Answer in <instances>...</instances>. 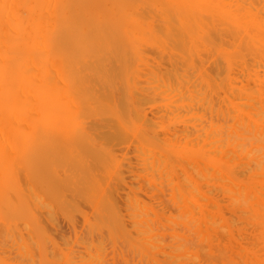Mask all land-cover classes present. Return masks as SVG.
Masks as SVG:
<instances>
[{
    "label": "bare ground",
    "instance_id": "6f19581e",
    "mask_svg": "<svg viewBox=\"0 0 264 264\" xmlns=\"http://www.w3.org/2000/svg\"><path fill=\"white\" fill-rule=\"evenodd\" d=\"M219 33L224 34V36L220 35L223 36L224 39L226 36L225 41L224 40L223 41L227 43V46H225L226 45L225 43L223 44L224 46L221 44V46L224 47V50L220 54L222 65L221 64L220 65L218 64V66L214 65L215 67L214 69L215 71H218L220 66L219 74L216 73V77H218L220 81L223 80L224 85H222L221 83L219 84L217 83L220 81H216L217 79L216 77H214L215 72L213 71V67H208L210 69L212 68V70L205 68V64H210V62L208 63V60L211 61L210 56L212 55V52H215L213 48L216 49L217 48L216 46L218 44H219L218 47L221 48L220 43L223 42L218 41L217 45H215V40L217 41L219 39L218 38ZM215 37H217V39H215ZM219 40H221V38ZM219 48H217L218 51L221 50ZM218 51L217 53L219 54ZM214 55H213V59L215 58ZM218 56H216V58ZM218 61L216 62L218 63ZM211 64L213 66V63ZM221 67L223 68L222 72H220ZM223 72L225 73V77ZM220 73H222L223 77ZM113 74L115 76L117 74L116 76L117 81L116 79H114L115 76L113 77ZM236 74L238 75L239 79L238 77H233V75ZM217 75H221V76H217ZM219 77H222L223 79L221 80V78ZM236 78L238 79V81H236ZM222 86H224L225 88H222ZM219 89H223L222 96L224 95L223 97H225L226 99L224 98L223 100L222 98H220L219 95H221V93L218 94L220 91ZM217 95L219 96L220 100L222 99L223 101L217 103L216 102V98L218 97ZM155 104L163 105L166 108L165 111H163L164 110L163 107L161 109L160 108L155 109V110L160 109L152 113V114L155 113L157 114V116L154 115L155 117H157V118L154 117L155 120L158 119L159 117L158 114H160V112L162 113V111L163 114L164 112L165 113L167 112L166 115L174 118L175 120L177 119L183 120L182 118L188 117L190 115V119L185 118L184 121H180L179 125H181V123L184 125V129L182 128L183 129L182 131L180 132L178 130L176 131L177 129L176 124L174 125L176 128H170V130L174 129L172 131L173 133L175 131L174 133L175 138L174 135L172 134H171L172 136L170 135L169 133L170 130L168 128L167 129L169 131L164 130L167 133L163 132L162 136L164 137L167 135V137H165L166 142L163 141V137L160 134L156 133L157 134L156 136L159 138L162 137V142L161 139L159 140V138L157 139L154 136H151L152 132L150 133L149 130L152 121L148 119L149 116H147L148 112L146 113L145 110H147V108L145 109V107L146 105H152L154 108V106L156 107ZM160 105L159 107H161ZM162 115H160V117ZM166 115L165 117H163V120L168 119ZM160 117L159 119L161 120L158 119V122L159 121L163 122L162 117L161 118ZM150 118L154 119L153 117ZM168 121H170V119ZM158 122L156 129L160 130V128H162V126H164L165 124L159 126L160 123L158 124ZM171 122L172 121H170V123ZM154 123H152V126L150 127L152 131L154 127H156L153 126ZM167 125H169V123L168 124L166 123V126ZM98 126L104 129H108L112 136L118 137L116 138L117 140H115L116 142L113 141L115 138L114 139L112 138L113 140L109 141L110 143L111 142L115 143V144L112 143L114 147H117L118 145L119 148V145H122L121 144L122 141L123 144H128L129 142L124 141V139L127 140L126 137L128 138V136H129L128 139H130V137H133L132 140L134 141L138 139L140 144L147 143V146L148 147L150 146V149L152 148L151 149L152 151L151 150L149 151L148 149L146 151V148H148L146 145H145L146 147L143 146V149L141 151L140 149L142 147L137 145L138 151L140 150V153L137 151L135 155L139 154L137 155L138 159L140 155L143 156L144 158L152 155L151 152H154L153 149L155 150V147L157 150L159 149L158 151L155 152L156 154H159L158 157L152 158V160H145L144 163L142 161V164L145 165V171H146V172L144 171V174L145 173L146 174L143 175L142 177L147 176L146 178L147 180L144 178V180L142 181L143 178H141V174L143 173L142 170H144L143 169L144 165L143 168L141 167L142 170H139L141 168H137V170H139L140 172L142 171V173L138 171L139 172L138 174H140V176L137 174L141 181V182L139 181L140 182L139 186L143 184V186L146 185L148 187L147 189H150V187L151 188L154 187L153 189L157 190L158 189L157 186L159 187L160 184L163 183L161 180L165 181L167 179L169 181V177L173 176L172 178L173 180L170 178L173 181V184L171 183L172 185L171 184L167 185L166 183L168 182L163 183V185L166 187V190L169 185H171L170 188L173 186L172 187L173 197L169 196V198H173L174 203H172V201H170V203L177 206L175 207L176 213L177 210L183 212L184 216L185 215L187 216V219H185L184 216L183 218L180 217L178 218L177 214L179 213L176 214L177 216L170 215L171 217L176 216L177 220L180 219L179 220L180 222L178 221L179 225L183 224V226L180 225V227L181 229H184L183 231L179 230V227L177 228L175 226L177 222L174 221V223L175 222L176 223L173 224V226L172 224L170 225L171 227H173V229L174 228L178 229L177 230L178 232L175 231L176 229L174 230L172 229L173 230L172 231L170 230L171 229L170 225L169 227L167 226L164 227L165 225L164 223H166V221L168 222L170 221V223H173L174 219L171 220V218L170 219L168 218L171 212L167 213V217H166V212L163 210L165 208L163 207L161 208L165 214V216L164 214H162L165 217V218L163 217V219L164 220L166 218L169 219V220L166 219L165 221L162 219L164 221L163 222L164 225L162 226L163 233L165 232L164 231L165 229L170 228L166 230L164 234H167L166 236L168 239L170 237V234L172 237H175L177 239L179 238L178 240H180V243L177 242L179 243L177 244L175 242V240L177 241V239L175 238L172 239V237H170L172 240L171 239L169 240H171L172 246L174 242V245L176 244L177 247L174 249V251L172 250L173 252H168L169 248L172 247V246L170 247L171 242H169L170 245H168L167 243L169 240L165 242L166 239L165 241L162 240L163 238L161 239V236L164 234L162 233L161 236L159 235V239H161L162 242H160L161 245H159L160 244L159 241L161 240L158 239L159 241L157 240L158 242L157 246L159 245L160 247L162 246L161 248H163L162 244H164V242L168 245L167 248L165 249L163 248L164 251L166 250L168 252V253H164L163 255V259L164 257H166V260L165 259L163 260L162 258H160L162 256H160L159 257L160 261L163 260L165 264H185L184 262H186V260L183 259H187V258L184 257V253L187 256L188 252H191L193 250L191 248L195 249L194 247L195 245H193V247H190L191 250L189 249V247H187L189 246L188 243L192 242L191 240L188 241V239L195 240L194 238L197 237L196 239L197 241L204 239L203 243H205V240L207 242V244L205 243L198 245L197 241L196 242L193 241L199 247L203 245V249L204 248L206 249V246L209 245L207 246L209 247L207 248V252L209 249L208 254L204 250L202 251V254H199L205 257H207L206 255H208L207 259L204 260L205 263L201 262L200 261L201 259L199 260L201 262V263L199 262L200 264H264V3L262 4L261 0H228V2H226L225 0H0V193H1L0 196L2 197V198L0 197V207L2 206L0 211L3 210L4 212L6 208H7L6 210H8V208L10 209L11 207H14L15 202L19 203V205H22L21 203L27 201L36 193L37 194L35 195V197L40 195L38 197L42 198L45 195L43 193L42 194L44 196L41 195V192L44 191L47 192L46 195L48 196V202L46 201L47 202L46 203L44 201L45 197L42 199L47 205L43 203L42 199L40 198L37 199L38 197H36L38 202L41 200L40 202L42 204H45L46 206H48L49 204V206L51 205L50 207L59 204L61 205L68 204L70 201L68 202L67 198L72 196L73 194L72 192H74V188H75L74 186H77L76 183H78L79 179L78 180L76 179L77 181L74 180L76 181V183L74 182V186H73L74 188L71 186H69L70 188L66 187L74 179L72 177V181H71L70 179L71 177H69L70 175L68 173L71 171L72 167L69 168L67 167L66 164L65 166L67 170L62 169L60 171V167L61 168L65 167L63 163H62L63 165H60V167L59 165H57L59 168H56L57 166L55 167V165L54 166L50 165L52 164L50 161H49L50 164L47 165L46 162L40 159V157L38 159L39 153H42L40 149L46 148L44 152L51 153V151L49 150H52V148H54L58 142L60 141L62 142L63 140L69 141L72 139L74 140V142L85 141L84 144L88 140L87 144L89 147L90 146L89 141L90 142L95 141V138L98 140V137L101 136L97 132V129H99ZM156 129L154 131H156ZM168 133L170 135V138L173 137L175 140L173 138L170 140ZM93 137H95L94 140L92 139ZM121 137H124L123 140H120ZM167 138L169 140H167ZM99 140H101V137L99 138ZM103 140L104 139H102L101 141ZM97 142L98 141H96L95 143ZM160 142L162 144L163 142L166 144L168 142L171 144V147L161 148ZM70 143L71 145L70 144L68 145L67 142H65L64 144L65 146H70L68 147V149L71 152V148L73 151V148L74 146H76V144L73 143V141H70ZM152 144L155 145V147ZM61 145L58 144L57 146H61ZM98 145L102 146L103 144L101 145L98 143ZM111 145L110 147H112ZM126 146L127 145H125V148ZM90 147L92 148V150L93 149L95 150V148H93L92 146ZM132 147L133 145L129 146L131 151H129V153H126L125 157H127V154L128 156L129 154L131 155L132 151L136 149L133 147L134 148L133 150ZM47 148L50 149L47 150ZM102 148L103 146L100 148V150H102ZM118 148L115 149L119 151L121 148L119 149ZM54 149L55 151L61 150L57 148ZM108 149L110 151V148H105V150L101 152L106 153ZM112 149L114 150V148ZM122 149H124V146H122ZM74 150L75 151L77 150L78 153L79 152L84 153V151H79L78 148H75ZM94 150L91 152L95 154V157L102 156L104 158L105 153L104 154L101 153L97 148L95 152ZM143 150L146 153L149 151L151 154L147 155ZM142 152H144V155L142 154ZM73 153L71 154L67 152L63 156H65V158L66 157L68 158L69 156L71 160ZM97 154L98 156H96ZM106 154L107 155H105V157H108L110 155L109 153ZM87 155L88 154H86V156ZM113 155L115 161H120L118 160L117 157H115L118 156L116 155V153ZM56 156H54V158ZM73 157H74V162L79 161L78 155L77 158L76 155ZM88 157L90 158V156ZM99 157L98 159L97 158L95 159L99 160L100 162L102 157H100V159ZM112 157L113 156H111V158ZM95 159L93 158V161H95ZM105 159L102 160L105 161ZM82 160L85 161V159ZM102 160H101V162L103 163L102 166L104 165V168L103 167L102 168L105 169L104 170L105 172H107L106 175L109 174L108 170H110V168L112 172L113 170H115L112 169L113 168L112 166L111 167L109 166L112 164L109 163H108L109 165L107 164L109 160L106 162H103ZM121 160L123 161V159ZM125 160H128V162L130 161L129 159H124V161ZM164 160L165 163L162 165L161 161L164 162ZM57 162L58 161H56L55 164H58ZM140 162L141 161H139V163ZM95 164L99 165L97 163ZM72 165L74 166L75 164H71L69 166ZM96 165L93 168L94 170L98 169L99 167L100 169H102L101 165L99 167L97 166L98 168H95ZM157 165L158 166L162 165L163 166V168L161 167L162 170H160V167H157ZM91 166L89 165V168ZM105 166L110 168L106 171ZM123 166L124 164H122V167ZM53 167H55V169ZM85 167H87V165ZM89 168L86 169L88 170V173L94 171L93 169L89 170ZM51 169L52 170L54 169L56 174L54 173V171L52 174H54V176L56 175V177H53L52 175L53 178L50 176L49 177L50 180H45L43 178L44 177L43 174H45V172H48ZM76 170L78 169H75V171ZM111 170H110V174H112ZM133 170L135 171L134 167ZM129 171L131 170H128L127 173L131 174V176H129V174L126 173V178L128 179L129 177V183H131L133 181V179L131 178L132 171L131 172ZM58 172H61L62 175L60 173L59 175ZM76 172L80 173L78 171ZM99 172H100L99 174H101L103 171L99 170ZM105 172L102 173L101 175L104 176L103 174H105ZM125 172L126 171H124V173ZM135 172L133 173L135 174ZM158 172L160 173L158 174ZM163 172L165 173V175H163L164 174ZM77 173H75L74 175L76 176ZM97 173L98 171L95 173L96 176L93 175L94 172L92 175L94 179L96 177H98L97 178L98 180L100 179L99 182L101 183L98 182L100 185L104 183L103 185H101V187L99 186V184H96L98 185V187H100V189H103L105 188L104 186L108 182V178L107 177H106L107 179L105 178L106 175L104 177H99L101 175ZM119 173L121 172L119 171ZM156 174L160 175V178H158L159 176L157 177ZM161 174L163 176L170 174L173 175L169 177L166 176L165 177L166 179H164L163 177L162 179ZM60 176L62 177L60 178ZM79 176L82 177L81 175ZM84 178L82 177L81 178L82 180L79 181H82V183L84 182L86 185H89L90 184L89 182L94 180L91 177V175L89 176V178L92 179L91 181L88 180L89 178H87L86 181L85 180L83 181ZM120 178H119L120 181L118 180L119 182L118 181L115 182V185L118 183L120 184L117 185V188L119 186V190H116L117 194L118 193L120 194V192L124 194V196L130 194L129 196L131 197V199L134 198L135 200L136 198L143 196V195L139 196L140 193H142V191L146 193L145 190L147 189L142 190L141 188L140 192H138L139 194H135L137 189L136 190L132 189L133 191H135L134 192L135 196L133 195V192L131 196V193L129 192L128 194L127 192V188H129V186L128 185H127L128 187L125 186L126 185L125 179H123L121 176ZM148 178L149 181L155 180L154 178L161 179L160 181L162 183L161 182L159 183L157 179V184L159 183V185H157L154 181L153 185L156 184L157 186L156 187L152 186L150 184L152 183V181L148 182ZM111 179L115 181L113 178ZM111 179L110 181L112 182ZM130 179L132 180L131 182ZM98 180L95 179V181ZM121 180L125 182L124 183L122 181L126 189L123 187V184L121 186ZM135 181L138 180H134L133 185H136ZM145 182H148L150 185L145 184ZM64 186L65 188L69 189L68 190L69 192H71L70 189L73 188L71 189L73 190L71 192L72 194L67 192V194L69 195L65 196L66 191L63 188ZM91 186L93 187L92 184L90 185V187ZM98 187L96 186V190L99 189ZM107 187H109L108 184L106 185V190H105L106 192H104L103 194L106 193V196L109 197L110 193L108 192H110V189L108 190ZM112 187L114 188V185H112ZM121 187L123 188L121 189ZM160 187H162V185ZM62 188L64 190V192L61 191L63 195H59V193L57 194L56 191H60ZM78 188L77 189L75 188V192L78 190ZM81 188L84 190V191H82V189L80 190L82 191L81 194H85L86 192V194L90 195L91 192H89L87 187H81ZM91 189L90 191H92V193L93 191L96 192L95 188L94 190ZM39 190H41V192ZM122 190L123 191L125 190L127 193L126 192L123 193ZM130 190L131 189H129V191ZM12 191L16 192V194H14V192ZM38 191L40 194H38ZM150 191L153 190L150 189ZM11 193H13L12 197L15 196L14 199H16L13 200V202L9 201V199L12 198ZM112 193L115 194V190L114 191L112 190L111 194ZM147 193L149 194L153 193L152 195H155L154 194L155 192L152 193L147 192ZM160 193H164V192H159L157 194L160 195ZM74 194L75 196L78 197L77 193ZM164 194L160 195L162 196L161 199L163 200L164 198H166L165 201L166 203H168L167 197L171 193H168L166 197H164ZM93 195H95V193H93ZM18 196L21 197L19 198L22 200V201L20 200L21 203L18 202L19 201V199H17ZM75 196H73V198H75L73 199L74 202L78 200V198ZM86 196L84 197L86 198ZM6 197L8 201L7 207L4 206V204L2 203V201L6 199ZM80 197L81 195L79 193V198ZM121 197L122 196H120V198ZM130 197L127 196L125 198V201L128 203L132 202L133 199L130 202L129 200H126L127 198L130 199ZM93 198H95V196H93ZM109 198H107L108 202H109ZM111 198L110 200H112L111 201L112 204L115 201H117L115 202V207L114 204L113 205L111 204V202L110 203L107 202L106 197L103 200L104 202L106 201L107 204L105 203L104 205V202L99 199L100 201L97 200L98 202L97 204L99 206L97 205L96 207L100 208L101 206L102 212L105 211L107 215L109 214L110 216L109 218H112L113 216L112 213H111L112 216L110 215L109 211L115 213L117 212V210L122 217L123 213H120L121 211L120 209H122V206L118 204L119 203L118 201L121 199L117 200L116 198H114V196H112ZM83 199L84 198L82 197V199L79 200L80 201L82 200V202H84L86 205H88L91 202L89 200L85 202L87 198L86 200L84 199L85 201H83ZM161 199L159 200L161 203H159V201L157 202L159 203L158 207L164 206L163 203L165 201L162 203ZM139 200L142 201V198H138L133 202L134 203L136 201L139 202ZM80 201L79 204H82L80 203ZM40 202H39L40 209L42 208L44 209L43 207L44 205L41 206ZM71 202L73 203V205L76 204V202L74 203L72 199ZM9 203H11L10 204L11 207H9L10 206L8 205ZM72 203L66 205L67 208L72 209V211H70L71 209H69L70 213H67L66 207L63 208V205L61 206L63 209H65L64 213L65 214L67 213V215H64L63 213L64 216L69 217V214L71 213L75 215L77 213L76 211L82 209V212L81 210L80 212L87 217L86 212H83V208H86L89 205L93 206L94 204L91 203L88 206L85 205L86 207H83L84 206L83 204H82L83 206L81 205V207H79V205L77 204L78 206L74 205L76 207H73V205H70ZM116 203L118 206L116 205ZM128 203L125 204L123 202V204L125 205L123 204L121 205H123L126 208L127 206L129 207ZM137 204L135 206L132 204L131 205L132 207L141 206L140 204L138 205ZM148 204H151V206H149V208H151L153 203H148ZM171 204L170 206L172 207L173 205ZM145 205L148 207V205L144 203L145 208H147ZM155 205L154 207H157ZM29 206L31 207V208L29 207L31 213L29 211H26L27 209L29 210L28 207L24 211L29 212L30 215L32 214V216L34 215V213H36L37 216L38 214L42 215L40 213L37 214L36 207H32L31 205ZM109 206H111L112 209L114 208L113 211H111ZM116 206L118 209L116 208ZM166 206L169 205L166 204ZM170 206L169 208L167 207L168 212ZM128 207L126 208L128 212L127 211L126 212L129 213L128 215L131 218H132L131 215H134L135 213L140 211V210L136 212L134 211L137 210V208H139L137 207L136 209L133 208L134 210H132L131 208L130 210L131 212H130L128 210ZM144 207L142 206V208ZM25 208L21 207L20 210ZM32 208H34L33 210L36 211L33 212ZM53 208L55 210V207ZM90 208L92 209L93 207ZM91 209H86V211L88 210L87 214H89V210L91 211ZM106 209L108 210V212ZM115 209L116 211H114ZM126 209H124V211ZM161 209L160 211L158 210L159 213H157L159 214V217L158 215L157 216L153 215L156 214V212L155 213L151 212L152 214L151 213L148 214H151V217L152 215L153 217H158L160 220V218H162V215L160 217ZM54 210L52 208H48V210L46 211L45 209L46 212L49 211L48 216L52 213V211L53 213L58 212L57 210L55 211ZM94 210H99L97 212L102 213L100 209H94ZM155 210L156 208L153 209V211ZM170 210L172 211V209ZM141 211L139 212V214L143 213ZM12 212H8L7 217H5L4 215L6 219H2L0 217V219L3 222L2 226L5 228L8 226L9 228L13 229L15 227L14 220L16 218L15 220L16 225L18 224L19 227L21 225L23 226L24 224H22V222H24L26 223V225H24L26 226V230H29L28 229L29 227L27 226L29 224L25 221H22V218H20V220L18 218L19 215L20 214L22 215L23 212L19 213V211H17L18 214L16 213V217L14 214H11ZM79 213L77 214L79 215ZM105 213L97 214V215L103 216ZM127 213H125L124 216L127 215ZM173 213H175V211ZM82 214L80 215L82 216ZM11 215H13V217L15 218H13ZM91 215L93 217L90 218L93 219V222L96 221L95 223H98V226L97 224L94 226L95 223H93L92 226V223L90 224V221L92 222V220L89 219L90 221L87 222L90 224L87 225L91 226V228L89 227V230H91L94 227L93 232H91V234H93L92 236H94L93 240H91L92 239L91 234H89L91 237H89V235L87 234L88 231H86V233L85 231H82L83 233L80 231L79 232L82 233V235L80 236H83V239L84 236L86 238V236L88 235L91 244L89 242V238L86 239V242L88 240V244L92 245V247L94 244H98L97 243L98 241L96 243L94 242V244L92 242L94 240L96 241V238L97 239L99 238L98 239L99 241L101 240L105 241V239L108 240L109 239L108 237H111L110 234L112 235V238L113 236L114 237L117 236L115 231L117 232V234L118 232L121 234V232L124 230L125 232L122 233H125L126 237L123 236V234L120 235L123 238L122 239L123 241L122 242L118 241L119 238L117 239V237L119 236L116 237L115 241L123 243L125 239V243L122 244L123 247H125L124 245L127 243V245L130 246V248H127L129 249V252L131 250V247L133 248V250L135 249L134 252H132L133 250H131L132 252L131 255H133V257H131L133 259L131 260L129 258L131 256L130 255L131 252L129 253L126 250V248L121 247L122 245L116 242L117 243L116 246L120 245L118 247L119 249L121 248L120 251L121 250L123 251V249H125L123 251V256L126 253V251L128 252V254L127 253L126 254L130 255L128 257L129 262L134 260L135 255H139L136 253L137 250L135 246L138 242L140 243V241L145 243L146 240L145 241L141 240V238H145V237L147 238L148 243L147 242H146L147 244L143 243V245H146L144 247L147 248L146 250L148 251L150 258L146 252L145 255L141 253V251L143 252L144 250H141L139 252V249H144V247L142 248V246L137 244L138 253H141L143 254V256H145V257L141 255L138 256L139 258L141 256V260H144L143 262H147L146 260L149 258L148 262H150V264L152 263L155 264L156 261L154 262V260H152L151 263L150 261V259L152 258L151 256L154 255L156 256L157 254V259H158V255H160L161 253L163 254V251L162 252L159 251L160 252L159 254L158 253L155 254L157 250L156 251L154 250L152 252V248L155 246L152 243L153 241L152 239L154 238V243L155 240L157 239V237H152V235L155 236L156 235L155 233H157L154 232V234H152L153 233L152 230L154 231L159 230L160 233L162 232L160 231L161 229L160 227H158L159 228L158 230L152 228V225L154 226L156 225L155 222L154 224H151L153 221H151V223L149 221L151 226L149 224L146 225V223H144L145 221H148L149 219H153V218L150 217L147 220H145L144 218L145 221L144 220L142 221L139 219H141V217L144 216L147 217L145 214L139 215L140 218L138 217V220H135L134 218L136 214L133 216L132 222L133 224L137 222L135 224V227L136 229L139 227L138 233L141 229L140 227L145 226L147 228L146 233L145 234L143 233L144 235L143 237H141L142 233L139 234V237L138 234L136 233L138 237L137 238L135 237L136 234L134 233L137 230L134 229L135 230L133 231L134 234H130L131 230L129 229H131L130 228L131 226H128L127 229L130 232H126L127 227L124 228L125 226L124 223L131 219L130 217H128L130 219L127 218L128 215L126 216L127 219L123 217L124 218V221L122 222L123 224L121 222L119 224V222L117 221L118 219H115L117 221V225L115 226L116 221L113 222L111 221L112 225L115 226L113 232L112 231L109 232L110 230L109 226H111V228L113 227L111 224H109L110 221L107 220L109 226L107 225L106 220L104 221V225L106 224L108 227L106 225L103 226V224L99 225V219H94L95 217L99 218L97 215H95V211L91 213ZM120 215L118 216L115 215L116 217L113 218H117ZM59 216L61 217L62 215ZM137 216L135 217L137 218ZM33 217L30 220L33 221L36 219L39 220V218H36L35 215ZM40 217L42 219V216ZM45 217L43 219H45ZM86 217H81V219L82 218L84 219L83 222L85 221ZM106 217L104 218L106 219ZM64 218L62 219L63 221L66 219ZM181 219H184L182 223H181ZM8 220H11L9 221L11 224H13L14 222L13 224L14 227L13 226L10 227L11 224L9 225ZM51 220L52 218L49 219V221ZM75 220L72 221L67 218L65 223L69 221L67 222V224H69L68 226L72 225L73 227H75L76 226L75 224L79 225V221L77 222L76 220L77 222L76 223ZM19 221L21 224L19 223ZM40 221H45V220H39V221L36 220L33 222L34 223L33 227L37 229L34 231L35 233L36 232L38 233L39 229L41 228V227L40 228L35 227V224L39 225L36 222H40ZM138 221H140L141 224L138 223ZM58 223H60V221ZM58 223L55 224V227L56 228L59 227L60 229H62V227L59 226ZM142 223H144L145 225H143ZM160 223H162V221H160ZM133 224L131 225L133 226ZM139 224L141 226H139ZM78 225L76 226L77 228H79ZM122 225H124L123 226L124 229L123 230L121 229L122 230L121 231L119 230V228H117V226L121 227ZM158 225L159 224L156 225V228ZM166 225H168V223ZM24 226L23 228L22 227L14 228V231L17 234L14 235V237L16 236L17 237V238L15 237L16 239H18L19 236L23 238L22 236L25 235V232H27L26 236L28 234L29 235L33 234L30 235V238L28 235V239L31 242L29 243V240L25 239V237L23 239L25 241L21 240L20 238L21 241L19 239L16 240V242L17 241L19 242V243L17 242L18 245L15 243V245H17L16 248H18L19 244H21L18 248L20 250V247L22 248V241H23L24 242L23 244H25L24 246L27 247V250L25 249L26 251H28L27 253L29 254L34 251L33 255H35L36 253L35 247L38 244L37 241H36L37 244L34 243L35 240H37L35 238L36 236H34L35 235L34 233H31L33 231L23 232V230H25ZM31 226H30V230H32ZM51 226L52 224L50 225V227ZM81 226L83 225L81 224ZM96 226L98 227V229ZM3 227H0L1 228L0 232L1 230L3 232V230L5 229ZM55 227L53 229H55ZM100 227L108 228L106 232H109V234L107 233L109 236L106 234V236H108L106 238V236L104 235L105 236V238L103 237L104 240L100 239L101 235L99 237L97 236L101 234L99 233V231L101 232V230H99ZM16 228L19 230L18 232H16L17 231ZM83 228L82 229L85 230V226ZM142 228H143L142 230L144 231H140V232H145L144 227ZM21 229H23L22 230L23 235H21L22 234L20 231ZM53 229L50 228L49 229L50 231L48 230L50 232L49 235L54 233L53 231H51ZM75 229L76 228L72 229V231L74 232ZM102 229H104V231L106 230L105 228ZM96 230L98 231L99 234L95 232ZM5 231L7 234L3 232L2 233L3 236L0 235L1 237H5V239H7L6 237L9 235L8 238H10L11 236V238L15 240V238L13 237V233H11L12 235H10L9 233L11 232V229L9 232L6 229ZM19 232L21 233L20 235L18 234ZM167 232L170 233L169 237ZM76 233L77 232L75 231L73 235ZM84 233L86 235H83ZM127 233H129L130 236H128ZM38 234L39 235L37 237L40 236L38 239L43 240L42 242H44L43 244H45L47 239H49V237H47V231L41 228L40 233ZM57 235H59V233ZM62 235H59L58 237ZM77 235L74 236L77 237ZM32 236L33 239L35 238L34 240L31 238ZM44 236L45 238L47 237L46 241H44L45 239H43ZM166 236L164 235V237ZM58 237L55 238L59 239ZM63 237H61L62 241L64 240ZM67 238H68V243H72L68 235ZM79 238L81 237L78 236L76 240ZM126 238H128V240L130 239L129 242L133 240V242L135 243L134 241L135 238H137L138 241L135 243V246L133 247L134 243L132 242L133 244L132 243L128 244ZM14 240L13 242H15ZM26 240H28V242ZM79 240L81 242L79 244L78 243L79 241L77 240V243L79 245L82 244L83 246L87 245L86 243L84 245V242L82 243L81 241L82 239ZM110 241L111 243H113L114 239L112 242L110 238ZM42 242H40V244ZM63 242L62 245L65 244V242L64 244ZM105 242L104 243L99 242L98 245H100L101 243V245L104 246L103 249L104 250L107 249L105 250L107 252L108 248H106L105 246H107L109 242L107 241L106 243L107 245L105 244ZM26 243L28 245L33 243L35 246H33V244L32 246L31 245L30 246L32 248L34 247L33 248L34 250L31 251V247L28 246ZM40 244L39 246L37 245L36 247V250L37 249L40 250V251L38 250L39 253H36V256L38 257V255L42 253L41 256H39V258H41L40 261L43 262H41L40 264L45 263L44 261L48 258H52L53 262L54 259L57 260V257L55 258V254H54L55 252L52 250L51 246L47 245V243L45 244L46 246L43 244L41 245L42 247L45 246L46 248L47 246L51 247V250L54 252L52 253L50 251L49 254L51 253L54 255L50 254L51 256H53L51 257L48 254L49 256L48 257L44 251L45 250L44 247H43V251H41L42 247L40 246ZM166 244L164 245L165 247ZM0 246L2 249V252L0 253L4 254V257H1L0 254L1 259L3 258V261H1L0 259V263L13 264L12 254H11L13 251L8 250L7 248L9 247L7 245H6L7 248H5L6 246L3 245L2 242H0ZM67 246H65L62 249L65 250ZM95 246L97 247V245ZM109 246L111 247L112 250L117 248L114 244ZM113 246L116 248H114ZM28 247H30L31 252H29ZM96 247L92 249V252L93 250H95L94 252H96ZM4 248L5 250H3ZM73 248L75 247L73 246ZM83 248L85 249V247ZM89 248L91 247H88L87 245L86 250H89ZM156 248L161 249L158 247ZM201 248H199V250H201ZM57 249L61 250V247L60 248L57 247ZM57 249L55 248V250ZM99 249L101 250V248ZM185 249L188 250L185 251ZM82 250H81L82 255L79 256L78 255L79 253L77 254L78 258L79 257L82 258L81 256L84 257L83 255L84 250L83 252ZM104 250H102L104 254L98 251L97 254L99 253L101 255L102 253L103 254L102 257L103 256L105 257L106 252H104ZM4 251L6 252L3 253ZM89 251H91V249ZM89 251L86 252L89 255L91 254L90 256L93 257V254L95 253L93 252L92 254V252L90 253ZM122 251L120 252V255H122L121 254ZM114 252L112 251V254ZM27 253L25 252V254ZM196 253H195L196 257L194 256L195 259H193L192 256V258L188 260L190 261L191 259H193V262H195V263L192 262L193 264H196V259H197ZM199 253H201V251H199ZM115 254L116 253H114V255ZM13 255H15L14 252ZM18 255L20 256V254ZM69 255L71 258L73 252L70 251ZM87 255H85L84 258L90 257ZM107 255L108 252L106 256ZM120 255H116V256H120ZM188 256L190 257L191 255ZM13 257L15 258L13 259L14 262L16 261V263H19L17 262L16 259H18V261L21 262L23 261V258H21V256L17 258L15 256ZM74 257L75 256H73L72 258L74 259ZM112 257L114 256L112 255ZM121 257H120L121 260L119 259L120 261H122L123 258ZM138 257L136 258L139 261H141ZM107 258L108 257H106V259ZM114 258H112L113 261H116L114 260ZM125 258L127 259V256H125ZM92 259H90L89 264H91L92 262L94 263V260ZM126 259L123 261L125 262ZM137 259L135 261H137ZM71 260L72 259H69V262ZM40 261L37 262L39 263ZM52 261H49V259L46 260V262H49V264H53ZM76 261H79L80 263L81 259L80 260L78 259ZM86 261L88 262L89 259H86ZM139 261H137V263ZM60 262L61 261L59 262L55 261L54 264L56 263L59 264ZM129 262L126 261L125 264ZM143 262L142 264H145ZM148 262L146 264H148ZM24 263L28 264V261L27 263L26 261ZM38 263L35 262L31 264H38ZM74 263L78 264V262H74ZM106 263L108 264V262H104V263L102 262V264H106ZM112 263L115 264V262Z\"/></svg>",
    "mask_w": 264,
    "mask_h": 264
},
{
    "label": "rangeland",
    "instance_id": "374dc122",
    "mask_svg": "<svg viewBox=\"0 0 264 264\" xmlns=\"http://www.w3.org/2000/svg\"><path fill=\"white\" fill-rule=\"evenodd\" d=\"M225 1L228 2V0H225ZM261 3L263 4L264 1L261 0ZM219 29H220V27H219ZM220 32H221V31H220ZM220 35H223V36H224V34H223V33H219V35H218L219 37L217 36L219 39L221 38L222 41L219 40V39L216 41L215 39H217V37H215V39H214V40H215V45H217V42L219 41V42H223V43H220V46H221V44L223 45L224 43L226 44L225 46H227V43L224 42L225 39H226V36H225V39H224V37H223V36H220ZM223 40H224V41H223ZM218 46H219V44H218L216 47L219 48ZM223 46H224V45H223ZM217 48H216V49L213 48V50H214L215 52H212V55L210 56V60H211V61L208 60V63L210 62V64H205V68H206V69L212 70V68L210 69V68H208V67H213V71L215 72V73L213 72L214 75H215L214 77H216V73L219 74V70H220V66H219V70H218V71H215V69H214V68H215L214 65H217V66H218V64H219V65H220V64L222 65V63H221V55H220V54H221L222 51L224 50V47H222V46H221V48H219V49H221V50H219V51H218ZM217 51L219 52V54L217 53ZM213 53H214L215 55H214ZM216 53H217L220 57H219ZM213 55H214V57H215L214 59H213ZM216 56H218L217 58H218V60H219L220 62L217 60ZM208 59H209V58H208ZM212 59H213V61H212ZM214 61H215V63H214ZM216 61H218V63H217ZM211 63H213V66H212ZM206 65H208V66H206ZM210 65H211V66H210ZM130 66H131V65H130ZM133 66H134V65H133ZM167 67H168V66H167ZM142 68H143V66H142ZM222 69H223V68L221 67V71H220V72H222ZM129 70H130V69H129ZM140 70H141V69H140ZM207 71H208V70H207ZM223 73H224V72H223ZM220 74L222 75V73H220ZM221 75H217V76H221ZM236 75H237V74H236ZM236 75H233V77H238V75H237V76H236ZM114 76H115V75L113 74V77H114ZM116 76H117V74H116ZM116 76H115L114 79H116ZM222 77H223V75H222ZM222 77H219V78H221V80H222V79H223ZM224 77H225V73H224ZM118 79H120V78H118ZM216 79H217L216 81H220V80L218 79V77H216ZM238 79H239V77H238ZM238 79L236 78V81H238ZM116 81H117V79H116ZM118 81H119V80H118ZM217 83H218V84L221 83L222 85H224V84H223V83H224L223 80L220 81V82H217ZM221 84H220V85H221ZM220 88H221V87H220ZM222 88H225V87L222 86ZM216 89H217V88H216ZM219 90H220V91H219ZM219 90H218V91H219L218 94L221 93V95H219V96H220V98H222V99L224 100L225 97H223L224 95L222 96V94H223V93H222V92H223V89H219ZM218 91H217V92H218ZM217 96H218V95H217ZM217 96H215V97H217ZM219 96L217 97V98H218V101H217V98H216V102H217V103L220 102V101H223L222 99L220 100ZM221 96H222V97H221ZM225 99H226V98H225ZM225 101H226V100H225ZM155 105H156V107L154 106V108H153L152 105H146L145 109L147 108V110H145V111H146V113L148 112V114H147V116H149L148 119H150V120L152 121V122H151V126H152V123H154V122L156 123V125H155V123H154V125H153V126H156V127H154L153 131H152L151 128H150L151 126L149 127V130H150V133L152 132V133H151V136H154V137L157 138V139L159 138V137L156 136L157 134H160V135L162 136V133L165 132V131H169L170 128H176V127H177L176 131H177V130H178L179 132L182 131V130L184 129V125H183L182 123H181L182 126L179 125V124H180V121H184L185 118H189V119H190V115H189L188 117H184V118H182L183 120H181V119H179V120H178V119L175 120L174 118L167 116V115H166L167 112H166V113L164 112V114L168 117V119H165V118H164L165 120H163V117H165V115L163 114V111H165L166 108H165L163 105H160V104H159V105H160L161 107H159L158 104H155ZM162 107L164 108V110L162 109V110H163V111L161 110L162 113L160 112V114H158V116L160 117V115L163 114V115L161 116L163 122H160V121L158 122L159 117H158V119L155 120V118H157V117H155V116H157V114H156V113H155V114H152V113H154V112L160 110ZM148 108H149V109H148ZM156 108H160V109L155 110ZM150 109H151V111H150ZM166 111H167V110H166ZM149 112H150V113H149ZM150 115H153V116H150ZM154 115H155V116H154ZM150 117H153V118L155 117V118L152 119V118H150ZM161 117H160V118H161ZM169 119H170V121H172L171 123H170V121H168ZM154 120H155V121H154ZM159 120H161V119H159ZM153 121H154V122H153ZM177 121H178V122H177ZM187 121H188V120H187ZM157 122H158V124L160 123L159 126H162V124H163V125L165 124L164 126H165L166 128H165L164 126H162L163 129L160 128V130H159V129L157 130V129H156V128H157ZM166 123H167V124L169 123V125L166 126ZM175 124H176V127L174 126ZM171 125L174 126V127H172ZM169 126H170V127H169ZM187 126H189V125H187ZM98 128H99V129H97V132H98L101 136L98 135V136H99V137H98V140H97L95 137H93L92 139L94 140V138H95V141H91V142L89 141V145L92 146L93 148H95V150H96V148H97L100 152L103 151V150H105V148H110V151H109V149H108V151H106V153H109V154H110L108 157H105V155H107L105 152H104V153H105L104 158H103L102 156H100V157H102L101 160H102V159L104 160V159L106 158L105 161L102 160L103 162H106V161L109 160V161L107 162V164H108V163H109V164H112V165H109V164H108V165H109L110 167L112 166V167H113L112 169H115V170H113V172H112L111 168L109 167L110 170H111V172H112V174H110V170H108L109 168L105 166L106 171L108 170V172H109V174H108L109 176L106 175L107 172L104 171V170H105V169H103V168H104V165L102 166L103 163L101 162V160H100V162H99V160H97L98 157H99L98 154L96 155V156H98V157H95V154H93V152H91V151H93L94 149L92 150V148H91L90 146L88 147V144H87L88 140L86 141L85 144H84L85 141H80V142H79V141H75V142H74L73 139H72V140H69V141H68V140H67V141L63 140L62 142L60 141V142L57 143V145H58V144H59V145L62 144L61 146H57V145H56V146L54 147V148L61 149V150H62V148H63L64 151H67L68 153H71V154L74 152L75 154L73 153V156L76 155V158H77V155H78V159H79L78 162H77V161L74 162V157H73L72 155H71L72 157L70 156V157L72 158L71 160H70L68 154H67L68 158H67V157L65 158V156H63V155H65L67 152H64L63 150H62L63 152H62L61 150H60V151H55L54 148H52V150H49V151H51V153H50V152H47V151H46L47 153H45L44 150H45L46 148H45V149L42 148L43 150L40 149V151H41L42 153H39V155H38V159H39V157H40V159L43 160L44 162H46L47 165L50 164V162H51L52 164H50V165H52V166L55 165V167H56L57 165H59V167H60V165H63V164H64V166L67 164V167H69V168L72 167V168H71V171H72V170H73V171H72V172L70 171V172H68V173H69V175H70L69 177H71V178H70L71 181H72V177L74 178L73 181H72L73 183H72V182L69 183V185H67L66 187H69V186L73 187V186H74V182L76 183V181H77L78 179H79V180H82L81 178H82V177L84 178L85 175H86V176H85L86 179L84 178L83 181H84V180L86 181L87 178H89L90 175H91V177L94 179L93 175L96 176L95 173H96L97 171H98L97 174H99V173H100L99 170H100V171H103L102 173L105 172V174H103V175H104V176L106 175L105 178H106V177L108 178V182L105 181L107 178H106L105 180H103V181L107 182V184H108V186H109V187H107V188H108V190L110 189V192H108V191H107V192L110 193V195H109L110 198H111L112 196H114V198H116L117 195L119 194V193H118V194L116 193V192H117L116 190H119V186H118V188H117V185H120V184L118 183V184L115 185V182H117L118 180L120 181V179H121L120 176H121L123 179H125V181H126V183H125L123 180H121V186H122V184H123V187H124V183L126 184V185H125L126 187L129 186V188H127V192H128V194H129V192H130V193H131V196H132V192H133V195H134V192H135V191H133V190H136V189H137L136 192H135V194H139L138 192H140L141 188H142V190L147 189L148 187H147L145 184H149L148 182H151V181H152V183H150V184H151L152 186H155V187H156L157 185H159V183H160L161 181H162L163 183L168 182V183H166L167 185H168V184H171V183L173 184V181H172V180H173V179H172L173 176H172V175H173L174 173H176L177 170H176V172H174L172 175H171V174H170V175H166V176H168V177H169V176H172V177H169V181L165 178L166 176H163V175H165L164 172H163L164 174L162 173L163 175L161 174V176H162V179H163V177H164V179H166L167 181H166V180L163 181V180H161V179H158V178H160V175H158L160 172H158V174H156L157 177L159 176V177L157 178L158 181H159L158 184H157V179H156V178H154L155 180H150V181H149V178H148V182H145V184H144L145 186H143L142 183H141V184H142V185H141L142 187L139 186V183H140L141 181H140V178L138 177V175L140 176V174H138V173L140 172L139 170H142V168H143V165H144V164H142V161H143V163H144L145 160H152V158L158 157L159 154H156L155 152L158 151L159 149L157 150L156 147H155V145L152 144V145L155 147V150L153 149L154 152H151L152 155H150V156H148V157H145V158H144L143 156L140 155V156H139V159H138V156H137V155H139V154L135 155L136 152L138 151L137 145L142 147V148L140 149V150L142 151L143 146H145V145L147 146V143H146V144H145V143H144V144H140L138 139L134 141V140H132L133 137H130V139H128V138H129V136H128V138L126 137V139H127L128 141L125 140V139H124V141H125V142H129V143H128L129 146H132V145H133V147L136 148V149L134 150V148L132 147L133 150L135 151V153H134V151H132L131 155L129 154V156H128V154H127V157H125L126 153H129V151H131V149H130L131 147L129 148L128 144H123V143H122L123 141H122V142H121L122 145H119V148H121V149H120L119 151L116 150V149L118 148V145H117V147H114L113 144H115V143H114V142H111V143H110L109 141H110V140H113L114 138H115V139H114L113 141H115V140H117L116 138H118V137L112 136V135L110 134V131H109L108 129H104V128L99 127V126H98ZM152 128H153V127H152ZM164 128H165V129H164ZM167 128H168L169 130H168ZM182 128H183V129H182ZM155 129H156V131H158V132L154 131ZM166 129H167V130H166ZM162 130H163V131H162ZM164 130H165V131H164ZM172 130H174V129H172ZM172 130H170L172 133L169 131L170 135H171V134L174 135V133H175V131H174V133H173ZM101 132H102V133H101ZM156 133H157V134H156ZM165 133H167V132H165ZM169 133H168V135H169ZM107 135H108V136H107ZM160 135H159V136H160ZM164 135H165V134H164ZM170 135H169V139L171 140L173 137L170 138ZM172 135H171V136H172ZM106 136H107V137H106ZM161 136H160V137H161ZM100 137H101V140H102V139H104V140H103V141L99 140ZM124 137H125V136H124ZM124 137H121V139H120V138H119V139H120V140H123ZM162 137H163V136H162ZM162 137L159 138V140L161 139V142H162ZM165 137H167V135L163 137V141H164V142H166ZM108 138H109V139H108ZM112 138H113V139H112ZM174 138H175V135H174ZM174 138H173V139H174ZM169 139L167 138V140H169ZM89 140H90V139H89ZM174 140H175V139H174ZM70 141H73V143H75L76 146H77V147L74 146L73 151H72V148H71V152H70L69 149H68V147H70V146H65V144H64L65 142H67L68 145H69V144L71 145ZM96 141H98V142L95 143ZM68 142H69V143H68ZM77 142H78V144H77ZM92 142H93V143H92ZM101 142H102V143H101ZM115 142H116V141H115ZM118 142H119V141H118ZM118 142H117V143H118ZM125 142H124V143H125ZM161 142H160V143H161ZM164 142H163L164 145H163L162 143L160 144V145H161V148H170V147H171V144H172V143H171L170 141H169V142H170L171 144L168 143V142H167V144H166V143H164ZM60 143H61V144H60ZM94 143H95V144H94ZM98 143L101 144V145L103 144V145H102V146H103L102 150H100V148H101L102 146L98 145ZM112 143H113V144H112ZM119 143H120V142H119ZM119 143H118V144H119ZM130 143H131V144H130ZM67 144H66V145H67ZM111 144H112V145H111ZM63 145H64V146H63ZM72 145H73V144H72ZM93 145H94V146H93ZM106 145L109 146V147H107ZM110 145H111L112 147H110ZM125 145H127L126 148H125ZM134 145H136V146H134ZM148 145H149V144H148ZM162 145H163V147H162ZM62 146H63V147H62ZM95 146H97V147H95ZM98 146H100V147H98ZM120 146H121V147H120ZM122 146H124V149H122ZM146 146H145V147H146ZM104 147H105V148H104ZM145 147H144V149H145ZM147 147H148V146H147ZM65 148H66V150H65ZM75 148H78L79 151H84V153H83V152H82V153H80V152L78 153L77 150H76V151H77V152H76V151L74 150ZM88 148H91V149H88ZM112 148H114V150H113ZM115 148H116V149H115ZM119 148H118V149H119ZM127 148H128V149H127ZM139 148H140V147H139ZM48 149H50V148H47V150H48ZM147 149L150 151L152 148L150 149V146H149L148 148H146V151H147ZM53 150H54V151H53ZM89 150H90V151H89ZM95 150H94V152H95ZM140 150L138 151L139 153H140ZM111 151H113V152H111ZM143 151H144V150H143ZM149 151H148V152H149ZM151 151H152V150H151ZM53 152H56V153H53ZM57 152H58V153H57ZM60 152H61V153H60ZM117 152H118V153H117ZM144 152H145V151H144ZM144 152H142L143 155H144ZM148 152H147V153L145 152V153H146L147 155L151 154L150 152H149V153H148ZM44 153H45V154H44ZM89 153H90L91 155H90ZM101 153H103V152H101ZM104 153H103V154H104ZM115 153H116V155H118V156H115V157H117L118 160H120L121 162H120V161H115V160H114V155H113V154H115ZM120 153H121V154L124 153V154L121 155ZM40 154H41V155H40ZM54 154H55V155H54ZM61 154H62V155H61ZM86 154H88V155L86 156ZM132 154H134V155H132ZM154 154H155V155H154ZM50 155H51V156H50ZM53 155H54V156L57 155V156L54 158ZM93 155H94V156H93ZM100 155H101V154H100ZM147 155H145V156H147ZM85 156H86V157H85ZM88 156H90V158H89ZM91 156H92L94 159H95V158H97V159H95V161H93V158H92ZM111 156H113V157H112L113 159L111 158ZM121 156H122V158H121ZM131 156H132L133 158H132ZM134 156H137V157H134ZM50 157H51V159H50ZM52 157H53V158H52ZM80 157H81V158H80ZM100 157H99V159H100ZM119 157H120L121 159H123V161H122ZM129 157H130V158H129ZM43 158H44V159H43ZM48 158H49V159H48ZM134 158H136V159H134ZM172 158H173V156H172ZM174 158H175V157H174ZM82 159H85V161H83ZM124 159H129L130 161H129V162H128V160H125V161H124ZM137 159H138V160H137ZM75 160H76V159H75ZM133 160H134V161H133ZM171 160H172V159H171ZM173 160H174V159H173ZM49 161H50V162H49ZM54 161H55V162H54ZM56 161H58V162H57L58 164H55ZM139 161H141V162H140L141 164L139 163ZM174 161H175V160H174ZM126 162H127V163H126ZM62 163H63V164H62ZM90 163L92 164V166H91ZM95 163H97V164H99V165H96ZM100 163H101V164H100ZM128 163H129V164H128ZM161 163H162V165H163V164L165 163V160H164V162L161 161ZM71 164H75V165H74V166H73V165H72V166H69V165H71ZM94 164L96 165L95 168H98L100 165H101V168H102V167H103V168L100 169V167H99L98 169H95V170H94V169H93L94 166H95ZM122 164H124L125 167H124V166L122 167ZM125 164L127 165V167H126ZM130 164L133 165V166H131ZM86 165H87L88 168H89V165H90L91 167L89 168V170H92V169H93L94 171L88 173V170H86V169H88V168L85 167ZM138 165H140V166H138ZM141 165H142V166H141ZM162 165H161V166H158V165H157V167H160V170H162V169H161V167L163 168ZM97 166H98V167H97ZM128 166H129V167L131 166L132 169H131V167H130V169H129ZM55 167H53V168L55 169ZM59 167L57 166L56 168H59ZM84 167H85V168H84ZM115 167H116V168H115ZM133 167H134V169H135L136 172L133 170ZM141 167H142V168H141ZM69 168H68V169H69ZM125 168L128 169V170H131V171H132V177H131V178L133 179V181L130 179V182L132 181V182H131L132 184L129 183V177H128V179L126 178V173H127L128 170H126ZM137 168H141V169L137 170ZM54 169H53V170H52V169L49 170V171H48L49 173H48V172H45V174H43V175H44L43 178H44L45 180H50V179H49L50 176L52 177V175H53V177H56V175L54 176V174H52L53 171H54ZM62 169H66V170H67L66 166H65L64 168H61V167H60V171H61ZM75 169H78V170H76V171H78V172H80V173L83 172V173H82V174L77 173V172L75 171ZM84 169H85V170H84ZM143 169H144V170H142L143 173H142V171L140 172V173H142V174H141V178H143L142 181L144 180V178H145V179L147 178V176H146V177H142L143 175L146 174V173L144 174V171H145V165H144V168H143ZM96 170H97V171H96ZM116 170H117L118 172H117ZM50 171H51V172H50ZM85 171H86V172H85ZM119 171H120L121 173H119ZM124 171H126V172L124 173ZM131 171H129V172H131ZM138 171H139V172H138ZM93 172H94V174H93ZM115 172H116L118 175H117ZM133 172H135V174H134ZM145 172H146V171H145ZM54 173H55V171H54ZM59 173L61 174V172H58V174H59ZM62 173H63V172H62ZM75 173H77L78 176H77V175L75 176V175H74ZM86 173H87V174H86ZM90 173H91V174H90ZM102 173H101V174H102ZM47 174H48V175H47ZM49 174H50V175H49ZM55 174H56V173H55ZM60 174H59V175H60ZM83 174H84V176H83ZM92 174H93V175H92ZM101 174H99V175H101ZM119 174H120V175H119ZM127 174H129V173H127ZM133 174H134V175H133ZM137 174H138V175H137ZM45 175H46V176H45ZM61 175H62V174H61ZM79 175H81L82 177H80ZM115 175H116V177H115ZM63 176H64V175H63ZM97 176H98V175H97ZM104 176L101 175V176H99V177H104ZM111 176H112V177H111ZM117 176H118V177H117ZM129 176H131V174H129ZM135 176H136V177H135ZM174 176H175V175H174ZM53 177H52V178H53ZM61 177H62V176H60V178H61ZM77 177H78V178H77ZM109 177H110V178H109ZM134 177H135V179H134ZM168 177H167V178H168ZM64 178H65V177H64ZM97 178H98V177H96L95 179L98 180ZM111 178H113L115 181H113ZM119 178H120V179H119ZM138 178H139V179H138ZM170 178H171L172 180H171ZM76 179H77V180H76ZM95 179L92 180V179L89 178V179H88L89 181L92 180L91 182L88 181L90 184H89V183H87V184H89V185H86L84 182L82 183V181H79V180H78V183H76L77 186H74L76 189L79 187L78 190L75 192V188L73 187V188H74V192H72L73 190H71V189H73V188L70 189V191H71L73 194H72L71 192L68 191V190H69L68 188H65V186L63 187L64 190L66 191V195L64 194L65 196H68V195H69V194H67V192H69V193L72 194V196L70 195L71 197H68V198H67V199H68L67 201H68V202L70 201L69 203H72V202H71V199H72V201L74 202V200H73V199H75V198H73V196H75L74 193H77V194H78V197L75 196V197L78 198V200H77V198H76V200H77L78 202L75 201L76 204H74V205H77V204H78L79 207H81V205L83 204L84 206H83V205H82V206H83V207H86V206H88L89 204L94 203L93 206L89 205L88 207L83 208V212H86L87 217L81 213V212H82V209H80L81 212H80V210H78L80 213H79L78 211H76L77 213H79V215L76 213L78 216H81L80 214H82L81 217H86L84 222H83V220H84L83 218L81 219V217H78L76 214L73 215V213L69 214V217H68V216H67V217L64 216V215H67V213H70V212H69V209H71V208H67V207H66V205H68L69 203H68V204H65V205L62 204V205H63V208H64V207L67 208V213H66V214L64 213V212H65V209H63V208L61 207L62 205L59 204V205H55V206H53V207H55V210H57L58 212H57V213L54 212V213H56V214H54L53 211H52V213L50 212L51 214L49 213L50 215L48 216V212H49V211L46 212V211L48 210V208H52L53 210H54V208H53V207H50L51 205L49 206V204H48L49 207L46 206V205H47L46 203L48 202V196L46 195L47 192L44 191V190H42V191H44V192H41V190H39V191L41 192V195H43V194L45 195V196H44V195H43V196H44L46 199H45L44 197H42V198H44V201H45V202L47 201L46 203L43 201L42 198L38 197V196H40V195L36 196V197H38L37 199H39V198L42 199L43 203L46 204V205H45V204H42V203L40 202L41 200L39 201L40 204H41V206L44 205V206H43L44 209L42 208L43 211H42V209H40L39 202H38V200H37L36 197H35V195H36L37 193H36L35 195H33V196L35 197V199H34V197L32 196V197H31L32 199L30 198V199H28L27 201H24V200H23V201H24L23 203L20 202L21 199H19V198H21V197L18 196V198H17V199H19L18 202H20L22 205H19V203L15 202V203H14V207H11L10 204L13 202V200H16V199H14L15 196L12 197L13 193H11V197H12V198H10L9 201H12V202L8 204V205H10L9 207H11V208H10V209L8 208V210H6V209H7V208H6L4 212H3V210L0 211V217H1L2 219H6L5 217H7V215H8L7 213H8V212H12V211H13V212H12L11 214H14L15 217H16V213L18 214L17 211H19V213H20V212H23L22 215L20 214L18 218H19V220H20V218H22V221H25V222H27V223L29 224V225H27V226L29 227V228L27 227L29 230H26V226H24V225H26V223L22 222V224H24L23 226L25 227V228H24L25 230L21 229L20 231H21L22 234H21L20 232H19L18 234H19V235H20V234L23 235V232H24V231H33V232H31V233H34V234H35L34 236H36L35 238H36L37 240H35V242H34L33 240H34L35 238L33 239V236H32L31 238L33 239L32 241H33L35 244H37L36 241L38 242V244H37L38 246H39L40 242L43 241V240H41V239H38L40 236L37 237V236L39 235L38 233H40V229L42 228L43 230L47 231V237H49V239H47V237L45 238V236L43 237V239H45L44 241H46V239H47V241H46L47 245L51 246V247H52V250H53L55 253L51 250V247H48V246H47V248H46V247H45V246H46V245H45L46 243L43 244L44 242H42V243L40 244V246H41L42 244L45 245V246H43V247L45 248L44 251H45V253L47 254V256H48V254H49L50 251H51L52 253L55 254V258L57 257V260L54 259V262L52 261V260H53L52 258H48L49 256L47 257V256L45 255V256L49 259V261H52V262H53V264L55 263V261H58V262L61 261V262H60L61 264H65V263H66V264H72V263L75 264L74 262H78V264H84V263H85V264H89V263H90V259H92V258H93L92 260H94V263L91 261L93 264H102V262H103V263H104V262H108V264H111L112 262H115V264H125L126 261L129 262L128 257L132 254V252L135 251V249L133 250V248L131 247V250H133V251L131 252V250H130V252H131V253H130V252H129V249H127V248H130V246H128L127 243L124 245L125 247H123L122 244L125 243V239H124V242L121 243V242L123 241V240H122L123 238L120 236L121 234H123V236L126 237V234H125V233H122V232H125L123 229L127 227V228H126V232H130L129 230H131L132 233L130 232V234H134V233L136 234V233H137V234H138V237H139V234L142 233V236H141V237H143V236H144L143 233H144V234L146 233V229H147V228H146L145 226H142V227H144L145 232H140V231H144V230H142L143 228L140 227L141 229H140V231H139V233H138V229H139V227L137 226V227H138L137 229H136V227H135V224H136L137 222L133 224V222H132V221H133V216H134L135 214H136L135 216H137V214H138L137 218L134 216L135 220H138V217L140 218L139 215H141V214H145V215L147 216L148 213H151V212H152V213H153V212L155 213V212H156V214H153V215H156V216L158 215V217H159V214H157V213H159V211H160V209H161L162 207L165 208V209L167 210V209L169 208L170 204H171L170 201H172V203H174L173 198H169V196L173 197V191H172V187H173V186L170 188V186H171L172 184L169 185V186L167 187V190H168V191H167V190H166V187L163 185L162 182H161L162 184H160V186L162 185V187H160V186L158 187V186H157V188H158V189L156 188L157 190L153 189L154 187L151 188V187L149 186V185H150V184H149L148 186H149L150 189H152L153 191H150V189L145 190L146 193H145L144 191H142V193H140L139 196H141V195H143V196L138 197V198H142V201H143V202L139 200L140 203H139L138 201H136V202L134 203L133 201H135V200L138 199V198H136L135 200H134V198H132V199H133V201H132L131 197L129 196L130 194H129V195H125L126 197H127V196L130 197V199L127 198L126 200H129V202L132 201L133 203H132V202H130V203L126 202V201H125V198H126V197L124 196V194H122V193L120 192L121 189L123 188V187H121V189H120V191H119L120 194L118 195V197H117L116 199H117V200H118V199H121V200L118 201V202H119L118 204H119L120 206H122V209H120L121 207L119 206V207H120L119 209L121 210V211L119 210L120 213H123V214H122V217H121V215L119 214V212H118V210H117V212H115V213L109 211L110 215H111V213H112V215H113V216L111 215L112 218H109V217H110L109 214L107 215V214L105 213V211L102 212V208H101V206H100V208L96 207V206L98 205V204H97V203H98L97 200L100 199V200H102V201L104 202L103 199H105V197H106V200H107V198H109V197L106 196V193L103 194L104 192H106L105 190H106V185H107V184L105 183V184H106V185L104 186L105 188L100 189L101 185H103L104 183L100 185V184H99V183H101V182H99L100 179H99L98 181H95ZM110 179L112 180V182L110 181ZM52 180H53V179H52ZM74 180H76V181H74ZM134 180H138V181H135V184H136V185H133ZM146 180H147V179H146ZM160 180H161V181H160ZM93 181H94V182H93ZM119 181H118V182H119ZM122 181H123L124 183H123ZM139 181H140V182H139ZM154 181H155V183H156L157 185H156V184L153 185ZM170 181H172V182H170ZM79 182H81V183H79ZM98 182H99V183H98ZM109 182H111V183H109ZM136 182H137V183H136ZM70 184H73V185H70ZM91 184L93 185V187L95 188V190H96V186L98 187V185H96V184H99V186H100V187H98L99 189H97L96 192L93 191V193H95V195H93L92 191H90V189H91V187H92V186L90 187ZM166 184H165V185H166ZM95 185H96V186H95ZM112 185H114V188L112 187ZM127 185H128V186H127ZM137 185H138V186H137ZM167 185H166V186H167ZM110 186H111L112 188H111ZM136 186H137V187H136ZM81 187H87L88 190H89V192H91L92 195L95 196V198H93V196L91 195V193H90L91 196H90L89 194H86V192H85V194H81L82 191H84ZM93 187H92V189L94 190ZM115 187H116V189H115ZM130 187H131V188H130ZM138 187H140V188H138ZM63 188H62L60 191H56L57 194L59 193V195H63V193L61 192V191L64 192ZM69 188H70V187H69ZM87 188H86V189H87ZM124 188H125V187H124ZM81 189H82V191H80ZM92 189H91V190H92ZM111 189H112L113 191L115 190V194H113L114 192L111 194V192H112ZM125 189H126V188H125ZM129 189H131V190L129 191ZM132 189H133V190H132ZM148 190H149V191H148ZM154 190H155V191H154ZM39 191H38V194H40ZM86 191H87V190H86ZM157 191H159V192H164L165 194H164V193H160V195H161V194H162V195L164 194V197H166V195H168V193H171V194H169L168 197H167V202H168V203H166V201H165L166 198H164L163 200L161 199L162 196L158 195L157 193H159V192H157ZM12 192H14V191H12ZM78 192H79L80 195H81L80 198H79V193H78ZM89 192H88V193H89ZM122 192L124 193V192H126V191H125V190H124V191L122 190ZM127 192H126V193H127ZM147 192H150V193L155 192V193H154L155 195H152L153 193H152V194H149V193H147ZM156 192H157V193H156ZM42 193H43V194H42ZM101 193H102V194H101ZM126 193H125V194H126ZM0 194H1V193H0ZM9 194H10V193H9ZM9 194H8V195H9ZM14 194H16V192H14ZM116 194H117V195H116ZM5 195H6V194H5ZM86 195H87V196H86ZM100 195H101V196H100ZM102 195H103V196H102ZM107 195H108V194H107ZM111 195H112V196H111ZM9 196H10V195H9ZM84 196H86L87 200H86V198H85ZM120 196H122V197L120 198ZM134 196H135V195H134ZM134 196H133V197H134ZM136 196H138V195H136ZM159 196H160V197H159ZM0 197H1V196H0ZM82 197L86 200V201H85V200L83 199V201L87 202V201L89 200V201H91V202H90V203L88 202L89 204L87 203L88 205H86L84 202H82V200H81V201L79 200V199H82ZM99 197H100V198H99ZM101 197H102V198H101ZM146 197H147V198H146ZM1 198H2V197H1ZM8 198H9V197H8ZM28 198H29V197H28ZM110 198H109V202H108V200H107L108 203H110V202L112 201V200H110ZM114 198H113V199H114ZM150 198H151L152 200H151ZM154 198H155V199H154ZM168 198H169V201H168ZM23 199H24V198H23ZM111 199H112V198H111ZM116 199H115V200H116ZM122 199H123V200H122ZM143 199H144V200H143ZM160 199H161L162 203L165 201V202L163 203L165 207H164V206H159V207H158L159 203H161V202L159 201ZM2 200H3V199H2ZM5 200H6V201H5ZM32 200H34V201H32ZM100 200H99V201H100ZM147 200H148V201H147ZM149 200H150V201H149ZM153 200H154V201H153ZM21 201H22V200H21ZM67 201H66V202H67ZM79 201H80V203H82V204H79ZM120 201H121L122 203H121ZM151 201H153V202H151ZM158 201H159V203H157ZM75 202H74V203H75ZM113 202H114V200H113ZM115 202H117V201H115ZM115 202L113 203V204H114V207H115ZM123 202H124L125 204L128 203L130 209H129V207H128L127 205H126V206L128 207V210H129V211L131 210V208H132V210H134V209H136L137 207H139V208H137V210H134V211L136 212V211H138V210H140V211L143 210V211H141V212H143V213H140V214H139V212H140V211H139V212L135 213L134 215H131V216H132V218H131V217L128 215L129 213H127V212H128L127 209H126L127 207L125 208V207L123 206V205H125V204H123ZM141 202H142L143 204H142ZM154 202L156 203V205H155ZM2 203L4 204V206L7 207V203H8V201H7V197H6V199H4V200L2 201ZM99 203H101V202H99ZM105 203H106V201L104 202V205H105ZM137 203L140 204L141 206H136V207H134ZM144 203H146V204L148 205V207L145 205L147 208L144 207ZM148 203H153L151 208H153V209L156 208V210L153 211V209L149 208V206H151V204H148ZM169 203H170V204H169ZM95 204H96V205H95ZM106 204H107V203H106ZM111 204H112V202H111ZM113 204H112V205H113ZM121 204H123V205H121ZM131 204L134 205V206L132 207ZM138 204H137V205H138ZM163 204H160V205H163ZM166 204H168L169 206H166ZM29 205H31L32 207H36V210H37V211H36V210H33L34 208H32V211H33V212L36 211L37 214H38V213L42 214V215H39V214H38V216H39V217H38V216L36 215V213H34L35 217L37 216L36 218H39V220H45V221H40L41 223H40V222H36V223H38L39 225H36V224H35V227H39V228L41 227V228L39 229V232H38V233H37V232H36V233L34 232V231L37 230V229L33 227V226H34V223H33V222L36 221V220H37V221H39V220H38V219H36V220H34V221H33V220H30V219H32V217H33L34 215H33V216H32V214L30 215V213H31V212H30V211H31L30 208H31V207H30ZM70 205H73V203L70 204ZM70 205H69V206H70ZM74 205H73V207H76V206H74ZM78 205H77V206H78ZM85 205H86V206H85ZM116 205H117V203H116ZM130 205H131V206H130ZM154 205L157 206V207H154ZM171 205H173V206H172V207L170 206V209H172L173 212L175 211V213H173L170 209H169V212H168V210H167V211H166L165 209H163V210L166 212V217H167V213H170V212L173 213V214L170 213L169 216H168L169 219H170V218H171V220L174 219V220H173V223H170V221H169V222L166 221V223H164L165 225L163 224V222H164L167 218H166L165 220L163 219V217L165 216V214H164V212L162 211V209H161L160 217H161L162 214H164V216L162 215V218H160V220H159L158 217H153V215H152V217H151V214H152V213H151V214H148L147 217H145V216H144V217H141V219H139V220H142V221H143L144 218H145V220L149 219L150 217L153 218V219H149L148 221H145V220H144V221H145L144 223H146V225L149 224L150 226H151V224H154V222H155L156 225H157V224L161 225V226L158 225L157 228H156V225H155V226L152 225V228H155V230H156V229L158 230V229H159L158 227H160V228L162 229V228H163V227H162L163 225H164V227H165V226L169 227L170 224H172V226H173V224H175V223L177 222L178 224L176 223L175 226H176L177 228L179 227V230H182V231H183L184 229H181V227H180V225L183 226V224H180V225H179V222H180L179 220H180V219L177 220V219H176V218H177L176 216L178 215V218H179V217H180V218H183L184 213L181 212V211H179V210H177V213H179L180 215L177 214V213H176V208H175V207H177V206H175L174 204H171ZM12 206H13V205H12ZM45 206H46V208H45ZM69 206H68V207H69ZM98 206H99V205H98ZM117 206H118V205H117ZM117 206H116V208H117ZM142 206H143L144 208H142ZM1 207H2V206H1ZM1 207H0V210H1ZM21 207H24V208L26 207V208L20 210ZM27 207H28V208L30 207L29 210L27 209ZM47 207H48V208H47ZM90 207H93V208L91 209ZM94 207H96V208H94ZM109 207H110L111 211H113L114 208L112 209L111 206H109ZM167 207H168V208H167ZM173 207H174V209H173ZM4 208H5V207H4ZM133 208H134V209H133ZM141 208H142V209H141ZM2 209H3V208H2ZM26 209H27V210H26ZM45 209H46V211H45ZM86 209H91V211L89 210V214H87V211H88V210L86 211ZM94 209H100V211H101L102 213L97 212V211H99V210H94ZM117 209H118V208H117ZM124 209H126V210L124 211ZM24 210L29 211L30 213H29V212H26V211H24ZM49 210H50V209H49ZM55 210H54V211H55ZM76 210H77V209H76ZM84 210H85V211H84ZM93 210L95 211V215L105 213L106 215L104 214L105 216H104V215H103V216H104V217H106V216L108 217V218L106 217V219H105L103 216H101V215H97L99 218H96V217L94 218V219H99V225L103 224V226L106 225V224L104 225V221H105V220H106V222H107V220L110 221L109 224L112 225V222H113V221H116L115 219H118L117 221L119 222V224H120V222L122 223V222L124 221V218L127 219L128 217H130V218L132 219V220H131L130 218H128V219H130V220L127 221V222H125V223H127L128 225L124 223L125 226H124V225H122L121 227H118L119 225L117 226V228H119V230H121V229L123 230V231L121 230V231H122L121 234L118 232L119 235H118L117 232L115 231L116 235L119 236V237H117V236L114 237V236H113V238H112V235H111V234H110L111 237H108V236H109V235H108L109 232H111V231L113 232L114 227L117 225V221L115 222V226L112 225V226H113L112 228H111V226L108 225V222H107V225L110 227L109 232H106L107 229H108V228H106V227H100L101 229L99 228V230H101V232L99 231V233H101V234H99L97 230L95 231V232H97V233L99 234V235H97V233H96V235H97L98 237H99L100 235H101V236L103 235L102 238H101V236H100V239H103V240H104L106 234L108 233V234H107L108 236H106V238L108 237L109 239H108V240L105 239L106 242H105V241H102V240L99 241V240H98L99 238H98V239L96 238V241L94 240V241H92V242H93V244H94V242L96 243L97 241H98V242H97L98 244H99V242H101V243H104V242H105V244H106L107 241H108L109 244H108V245L106 244L107 246H105V247L108 248V251H107V252H108V255H109V256H108V255L106 256L107 252H106L105 250H107V249L104 250V249H103L104 246H102L101 243H100L101 247H100V245H98V244H94L93 247H92V245H90V244H91V241H90V238H89V237H91V236L93 235V234H91V232H93V230H94L93 228H94V227H93L91 230H89V227L91 228V226H88V225H90V224L92 223V226H93V223L96 222V221L93 222V219L90 218V217H93V216H94L93 214H92L93 216L91 215V213L94 212ZM103 210H104V209H103ZM106 210H107V209H106ZM108 210H109V208H108ZM108 210H107V212H108ZM122 210H123L124 212H123ZM158 210H159V211H158ZM70 211H72V209H71ZM73 211H74V210H73ZM114 211H116V209H115ZM126 211H127V212H126ZM134 211H132V212H134ZM144 211H146L147 214H146V212H144ZM33 212H32V213H33ZM130 212H131V211H130ZM180 212H181L183 215H182ZM28 213H29V214H28ZM63 213H64V215H63ZM125 213H127L128 216H127V215L124 216ZM84 214H85V213H84ZM114 214L117 215V216H118V215H120V216L117 217V218H113V217H116ZM131 214H133V213H131ZM176 214H177V215H176ZM4 215H5V217H4ZM54 215H56L57 217L54 216ZM59 215H62V216L60 217ZM70 215H71V217H73V218H71ZM88 215H89V217H88ZM149 215H150V216H149ZM170 215H176V216H173V217H174V218H173V217H171ZM11 216L13 217V215H11ZM40 216H42V219H41ZM43 216H44V217L46 216L45 219H43V218H44ZM74 216H76V217H78V218H76V217H74ZM126 216H127V218H126ZM15 217H13V218H15ZM53 217H55V218H53ZM59 217H60V218H59ZM62 217H63V218L65 217L66 219L64 218L65 220L63 221V220H62V219H63ZM123 217H124V218H123ZM184 217H185V219H187V216H186V215H185ZM18 218H17V219H18ZM48 218H49V219L52 218V220L49 221ZM58 218H59V220H58ZM61 218H62V219H61ZM67 218H68L69 220H72V221L75 220V218H76L77 222L79 221V225H78V224H75V225H76V226L78 225L80 229L77 228L75 225H74L75 227H73V226L71 225L73 222L70 224L71 226H68L69 224H67V222H69V221H67V222L65 223V221L67 220ZM142 218H143V219H142ZM156 218H157V219H156ZM164 218H165V217H164ZM10 219H11V218H10ZM23 219H24V220H23ZM25 219H26V220H25ZM28 219H29V220H28ZM33 219H34V217H33ZM78 219H79V220H78ZM86 219H87V220H86ZM89 219L92 220V222H91ZM155 219H156V221H158V220H159V221L156 222ZM162 219H163L164 221H163ZM169 219H167V220H169ZM175 219H176V220H175ZM12 220H13V219H12ZM15 220H16V218H15ZM15 220H14V222H15V227H18V228L22 227V228H23L22 225H21L20 227L18 226V224L16 225V221H15ZM47 220H48V221H47ZM55 220H57V221H55ZM76 220H75V222H76ZM135 220H134V221H135ZM9 221H11V220H8V222H9ZM30 221H31V222H30ZM59 221H60L61 224L58 223ZM89 221H90V224L87 223V222H89ZM111 221H112V222H111ZM149 221H150V223H151V221H153V222L150 224ZM160 221H162V223H160ZM174 221H176V222L174 223ZM178 221H179V222H178ZM183 221H184V219H181V223H182ZM185 221H186V220H185ZM12 222H13V221H12ZM14 222H13V224H14ZM54 222H55V223H54ZM77 222H76V223H77ZM19 223H20V221H19ZM56 223H58L59 226H61L62 229H64L65 231L62 230V229H60L59 227L56 228V227H55V224H56ZM83 223H84V224H83ZM129 223H130V225H129ZM138 223L141 224L140 221H138ZM144 223H142V224L145 225ZM167 223H168V225H166ZM0 224H1L0 227H3V226H2L3 222H2L1 219H0ZM7 224H8V223H7ZM10 224H11V223L9 222V225H10ZM13 224H11L10 227H11V226L14 227ZM20 224H21V223H20ZM51 224H52V226L50 227ZM73 224H74V223H73ZM81 224H82L83 226H81ZM85 224H86V225H85ZM87 224H88V225H87ZM96 224H97V226H98V223H95L94 226H95ZM122 224H123V223H122ZM131 224H133V226H132ZM140 224H139V226H141ZM31 225H32V226H31ZM41 225H42V226H41ZM107 225H106V226H107ZM126 225H127V226H126ZM30 226H31L32 230H30ZM56 226H57V225H56ZM84 226H85V230H83V229H84V228H83ZM87 226H88V227H87ZM97 226H96V227H97ZM108 226H107V227H108ZM123 226H124V228H123ZM128 226H131V227H130L131 229L127 230V229H128ZM153 226H154V227H153ZM15 227H14V228H15ZM54 227H55V229H53ZM68 227H69V228H68ZM70 227H71V230H70ZM96 227H95V228H96ZM132 227H134V228H132ZM167 227H166V228H167ZM3 228H5V227H3ZM7 228H9V227L7 226V227L5 228L6 230H8V232H9L10 229H11V232H9L10 235H12L11 233H13V237H14V235H17V234L15 233V231H14V228H13V229H12V228L7 229ZM50 228L53 229V230H51V231L54 232V233H53V232H52V233L55 235V237H58L59 235H62V234H65L66 237H65V235H62V236L58 237L59 239H57V238L54 237L53 234L49 235V234H50V232H49V231H50V230H49ZM74 228H76V229L74 230V232L76 231V232L78 233V235H77V233L74 234L75 236L77 235V237H75V236L73 235L74 232L72 231V229H74ZM82 228H83V229H82ZM86 228H87V229H86ZM102 228H105L106 230L104 231V229H102ZM170 228H171V229H170ZM170 228H168V229H170V230L173 229V227H171V225H170ZM182 228H183V227H182ZM0 229H1V228H0ZM5 229L3 230V232H4L5 234H7L6 231H5ZM16 229H17V228H16ZM78 229H79V230H78ZM81 229H82V230H81ZM97 229H98V227H97ZM134 229L137 230V231H135ZM161 229H160V231H162L161 233L159 232V230H158V231H154V230H152V231H153L152 234H154V232H157V233L159 232L158 234L155 233V234H156L155 236L152 235V237H157V239L155 238V239H156V240H155V243H154V238L152 239L153 241L151 240L152 243L155 245V246L152 248V252H153L154 250H155V251L157 250V251L155 252V254H156V253L159 254V253H160L159 251H161V252L163 251V254L161 253L160 255H158V259H157V254H156V256L154 255L156 258H155L154 256H151L152 258L150 259V261H151V263H152V260H154V262L156 261L155 264H156V263H158V264H160V263H161V264H165V262H163L164 259L166 260V257H164V259H163V255H164V253L173 252L174 249L177 247L176 244H175L176 246L174 245V242H173V246H172V242H171V240L174 239L175 237H172L171 234L167 232V233H168V237H169V234H170V237H172V239L169 237V239H171V240H169V239L167 238V236H166L167 234H164V233L166 232V230H168V229H165V228H164V229H165V230H164V231H165L164 233H163V229H162V230H161ZM174 229H176V228H174ZM174 229H173V230H174ZM22 230H23V232H22ZM48 230H49V231H48ZM57 230H58V231L60 230V231H62L63 233L60 232V231L58 232ZM119 230H118V231H119ZM173 230H172V231H173ZM177 230H178V229H176L175 231H177ZM18 231H19V230L17 229L16 232H18ZM79 231H80V232L85 231V233H86V231H88L89 233L87 232V234H88V235L91 234V236L89 235V237H88V235H87L86 238H85V236H84V239H83V236H80V235H82L83 232L80 233ZM133 231H135V232L133 233ZM3 232H2V230H1V232H0L1 234H0V235L3 236V234H2ZM65 232H66L67 234H66ZM169 232H170V231H169ZM177 232H178V231H177ZM9 233H8V234H9ZM26 233H27V232H25V235L22 236L23 238H21V236L18 235V236H19L18 239L20 240V238H21V240H23L24 237H25V239H28V235H29V234L26 236ZM29 233H30V232H29ZM42 233H44V232H42ZM56 233H57V234L59 233V235H57ZM85 233H84L83 235H86ZM115 233H113V234H115ZM150 233H151V232H150ZM150 233H149V234H150ZM162 233H163L166 237H164V235L161 236ZM171 233H174V232H171ZM127 234H128V236H130L129 233H127ZM137 234L135 235V237H137ZM30 235H33V234H30ZM30 235H29V238H30ZM43 235H44V234H43ZM43 235H42V236H43ZM67 235L69 236V239H70V241H72V243H68ZM72 235H73V236H72ZM94 235H95V233H94ZM104 235H105V236H104ZM146 235H147V234H146ZM157 235H158V236H157ZM159 235L161 236V239L163 238V239H162L163 241H165V239H166L165 242H167V241L169 240L167 244L170 245L169 242H171L170 247L172 246L173 249H172V247H171V248H169L168 252H167L166 250L164 251L163 248H164V249L167 248L168 245L164 242V244H162V245H163V248H161L162 246H161V247L159 246V245H161L160 242H162V240L159 239ZM5 236H6V235H5ZM8 236H9V235H8ZM8 236L6 237L7 239H5V237H1V236H0V242H2V244L5 245V246L7 245L10 249L7 248V246H6V247L3 246V247H5V248H7L8 250H11V251L14 252L15 255H13V252L11 253V254H12V263H13V264L16 263V261L14 262V259H15V258H14L13 256H15L16 258L21 256V258H23V261L25 260L26 263H27V261H28V264H29V262H30V264H31V263H35V262L38 263L37 261H40V260H41V258H39V256H41V254H42L41 252H40L41 254L38 255V257L36 256V253H39V251H40L39 249L36 250L37 245H36V247H35V252H36V253H35V255H33V254H34V253H33V252H34V251H33V250H34V249H33L34 247H33V248L31 247L33 243H32V244H29V245L26 243L28 246L31 245V246H30V247H31V251H33V252H31V251H30V247H28V248H29V252L32 253V254L29 253V254H30V255H29V254L27 253L28 251H26V250H27V247L24 246L25 244H23V243H24L23 241H25V240L22 241V248L20 247V250H21V251H20L18 248H19V246H20L21 244H19L18 248H16L17 245H18V243H19L18 241H17L18 243L16 242V240H18V239H16L17 237L15 236L16 238L14 237V238H15V240H14L13 238H11V236H10L11 239L8 238ZM42 236H41V238H42ZM51 236H53V237H51ZM63 236H64V237H63ZM78 236L81 237V238H79V239H82L81 241H82V243L84 242V245H85V243H86V244L88 245V247H91V248H89V250L91 249V251L86 250V246H87V245H85V246H83V244H82V245H79V244L81 243L79 239H77V240L79 241V242H78L79 244L77 243L76 238H78ZM26 237H27V238H26ZM61 237H63V239L65 240V241L63 240V241L65 242V244H64V242L62 241V238H61ZM95 237H96V236H95ZM103 237H104V238H103ZM116 237H117V239L119 238L118 241H121V242L115 241ZM125 237H124V238H125ZM133 237H134V236H133ZM138 237H137V238H138ZM141 237H140V238H141ZM60 238H61V239H60ZM71 238H72V240H71ZM87 238H89V242H90V244H88V240H87V242H86V239H87ZM93 238H94V236H92V239H91V240H93ZM110 238H111L112 242H113V239H114V242H113V243H111ZM120 238H121V239H120ZM130 238H131V237H130ZM137 238H135V240H134L135 243L138 241ZM145 238H146V237H145ZM145 238H141V240H144V241L146 240L145 243L142 242V241H140V243H139V242L137 243L138 245L142 246V248H143L144 246H146V245H143V243H144V244H147V243H148V242H147V241H148L147 238H146V239H145ZM148 238H149V237H148ZM54 239H55V241H54ZM133 239H134V238H133ZM158 239L161 240V241H159ZM175 239H177V238H175ZM178 239H179V238H178ZM178 239H177V241L175 240L176 243H177V242L180 243V240H178ZM194 239H195V240L188 239V241L191 240L192 242H189V243H188L189 246H187V247H189V249H190V247H193V245H195L194 247H195L196 250H195L194 248H191V249H193V250H195V251L192 250L191 252H188V255H191L190 257H189L188 255H187V256H188V257H187V256L185 255V253H184V257L187 258V259H183V260H186L187 264H189L190 262H191L190 264L195 263V262H193V259H195L194 256H195V253H196V251H197V253H196V254H197L196 264H198L200 261L203 262V263H205L204 260L207 259L208 255H206L207 257H205V256H203V255H199V254H202V251H203V250L208 254L209 249H208V252H207V248H209V247H207V246H209V245H207V246L205 245V246H206V249H205V248L203 249V245H201L200 247H199L198 245H200V244H205V243L207 244L206 240H205V243H203V242H204V239H203V240H202V239H201V240H198L199 242L196 240L197 237L194 238ZM13 240H14L15 242H13ZM21 240H20V241H21ZM28 240H29V239H28ZM28 240H26V241L28 242ZM38 240H39V241L41 240V241L39 242ZM74 240H75V241H74ZM126 240L128 241V244L133 242V240H131V241L129 242L130 239L128 240V238H126ZM139 240H140V239H139ZM157 240H158L159 243H160L158 246H157V243H158ZM3 241H4V242H3ZM48 241H49V242H48ZM70 241H69V242H70ZM127 241H126V242H127ZM193 241H195V242L197 241V244H198V245H197L196 243H194ZM30 242H31V241L29 240V243H30ZM62 242H63V244H64L65 246L68 245V246L65 248V250L67 249L66 251H65L64 249H62V248L65 247L64 245H62ZM116 242L119 243V244H121V245H122L121 247L126 248V250L130 253V255H127L128 252L126 251L127 254L125 253L124 256H123V251L125 250V249H123V248H122L123 251L121 250V251H122V253H121L122 255H120V252H121L120 249H121V248H120V249L118 248V247L120 246L119 244H118L119 246H116V244H117ZM146 242H147V243H146ZM200 242H202V243H200ZM15 243H16L17 245H15ZM49 243H51V244H49ZM133 243H134V242H133ZM133 243H132V244H133ZM135 243L133 244V247L135 246ZM149 243H150V242H149ZM179 243H177V244H179ZM190 243H193V244H190ZM70 244H71V245H70ZM112 244H114L119 250H118L116 247H114V246H113V247L116 248V249L112 250L111 247L109 246V245H112ZM132 244H131V245H132ZM137 244H136V246H135V247H136V250H137V252H136L137 254L143 256V254L145 255V252H146V253L149 255L148 251L146 250V249H147L146 247H144V249H139V252H140L141 250H144L143 252L141 251V253H143V254L138 253V248H137L138 245H137ZM165 244H166V247L164 246ZM95 245H97V247H96ZM103 245H104V244H103ZM196 245H197V248H196ZM14 246H15V247H14ZM33 246H35V245L33 244ZM71 246H72V247H71ZM73 246H74L75 248H73ZM81 246H82V247H81ZM94 246L96 247V252H94L95 250H93V252H94L95 254H93V252H92V249L95 248ZM98 246H99V247H98ZM126 246H127V247H126ZM174 246H175V247H174ZM205 246H204V247H205ZM23 247H24V248H23ZM25 247H26V248H25ZM41 247H42V246H41ZM41 247H40V248H41ZM43 247H42V250H41V251H43ZM57 247H58V248L61 247V250H60V249L58 250ZM76 247H77V249H76ZM83 247H85V249H84ZM147 247H148V245H147ZM156 247L161 248V249H157ZM201 247H202V248H201ZM5 248H4L3 250H5ZM38 248H39V247H38ZM48 248H49V249H48ZM53 248H54V249H53ZM55 248H56L57 250H55ZM81 248L84 250V252H83V250H82ZM97 248H98V250H97ZM99 248H101V250H100ZM140 248H141V247H140ZM154 248H156V249H154ZM199 248H201V250H199ZM0 249H1V246H0ZM7 249H6V250H7ZM17 249H18V250H17ZM25 249H26V250H25ZM46 249H47V251H46ZM87 249H88V248H87ZM191 249H190V250H191ZM23 250H24V251H23ZM38 250H39V251H38ZM62 250H63V251H62ZM72 250H73V251H72ZM74 250H75V251H74ZM81 250H82V252H83L84 257H85V255L88 254L86 251H89L90 253L92 252L93 257L90 256L91 254H90V255L88 254L87 256H90L91 258H90V257H88V258H84L83 256H81L82 258H80V257L78 258V256H77L78 253H79V254H78L79 256L82 255V254H81ZM99 250H100V251H99ZM102 250H104V252H106V253H105V257H104V256L102 257V255L104 254V253L102 252ZM170 250H171V251H170ZM172 250H173V251H172ZM187 250H188V249H185V251H187ZM198 250L201 251V253H199ZM37 251H38V252H37ZM70 251L73 252V255H71L72 257L75 256V257L78 258L79 260L81 259L82 262L80 261V263H79V261H76V260H78V259H76L75 257H74V259H73L72 257L70 258V255H69V252H70ZM97 251H98V252H102L103 254L101 253V255H100V254L98 253V254H99V255H98V254H97ZM112 251H113V252L115 251L114 253H116V254H115V255H114V253L112 254ZM116 251H117V252H116ZM119 251H120V252H119ZM0 252H2V249L0 250ZM5 252H6V251H4L3 253H5ZM7 252H8V251H7ZM25 252H26L27 254H25ZM66 252H67V253H66ZM118 252H119V253H118ZM193 252H195V253H193ZM64 253H65L66 255H65ZM117 253H118V254H117ZM206 253H205V254H206ZM0 254H1V253H0ZM18 254H20V256H19ZM23 254H25V255H23ZM50 254H51V253H50ZM50 254H49V255H50ZM54 254H51V255H54ZM62 254H64L65 256L62 255ZM133 254H134V253H133ZM186 254H187V253H186ZM193 254H194V255H193ZM2 255H3V256H2ZM43 255H44V254H43ZM51 255H50V256H51ZM112 255H113L116 259H115L114 257H112ZM116 255H120V256H116ZM134 255H135V254H134ZM139 255H135V256H134V260H133L134 262H133V261H130L129 263L132 264V263H135V262H136L135 264H139V263L142 264V262H143L144 260H141V256H140V258L138 257ZM35 256H36V257H35ZM68 256H69V259H72V260H75V261H72V260H71L72 263H71V261L69 262ZM110 256H111V257H110ZM121 256H122L123 258H125V256H127V259H128V260L125 258L126 261L124 262L123 260H125V259H123ZM160 256H162V257H160ZM192 256H193V259H191L192 261H191V260L188 261L190 258H192ZM198 256H199V259H198ZM1 257H4V254H1ZM1 257H0V259H1ZM42 257H43V256H42ZM46 257H44V258H46ZM51 257H53V256H51ZM106 257H108L109 260H108V258L106 259ZM117 257H118V259H117ZM120 257L122 258V261H123L124 263H123L122 261H120V260H121ZM131 257H133V255H131V256L129 257V258L132 260L133 258H131ZM136 257H138L142 262L139 261ZM143 257H145V256H143ZM143 257H142V259H143ZM146 257H147V256H146ZM153 257H154V258H153ZM159 257L162 258L163 260L161 259L162 261H160V258H159ZM195 257H196V256H195ZM13 258H14V259H13ZM112 258H114V260H116V261H113ZM149 258H150V255H149ZM149 258H148V259L145 258V259H147V260H146L147 262H148ZM167 258H168V257H167ZM48 259H46V260H48ZM50 259H51V260H50ZM82 259H84V260H82ZM86 259H89V261L87 262ZM102 259H103V260H102ZM119 259H120V260H119ZM136 259H137V261H139L138 263H137V261H135ZM200 259H201V260H200ZM202 259H203V260H202ZM16 260H17V262H19V263H16V264H22V263L25 264V263H24L25 261H24V262H23V261L21 262V261H18V259H16ZM19 260H20V259H19ZM21 260H22V259H21ZM42 260H43V259H42ZM46 260L44 261L45 263H42V264H49V262H46ZM66 260H68V261H66ZM197 260H198V261H197ZM199 260H200V261H199ZM1 261H3V258L1 259ZM157 261H158V262H157ZM20 262H21V263H20ZM41 262H43V261H40L38 264H40ZM62 262H63V263H62ZM147 262H143V263L146 264ZM183 262H184V261H183ZM186 262H184V263L186 264ZM188 262H189V263H188ZM192 262H193V263H192ZM201 262H200V263H201ZM2 263H3V262H2ZM60 263H59V264H60ZM92 263H91V264H92ZM129 263H127V264H129ZM200 263H199V264H200ZM0 264H1V263H0ZM56 264H58V263H56ZM76 264H77V263H76ZM106 264H107V263H106ZM112 264H114V263H112ZM148 264H150V262H148ZM152 264H153V263H152Z\"/></svg>",
    "mask_w": 264,
    "mask_h": 264
}]
</instances>
